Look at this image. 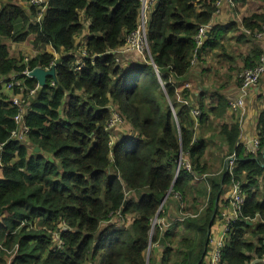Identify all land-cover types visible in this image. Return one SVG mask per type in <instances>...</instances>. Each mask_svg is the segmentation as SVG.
<instances>
[{
	"label": "trees",
	"instance_id": "16d2710c",
	"mask_svg": "<svg viewBox=\"0 0 264 264\" xmlns=\"http://www.w3.org/2000/svg\"><path fill=\"white\" fill-rule=\"evenodd\" d=\"M0 1L5 3L0 5V79L16 73L34 89L38 81L23 75L27 68L56 70L32 97L27 113L21 111L24 105H10L0 92V144L5 143L0 246H17L12 264H154L153 250L149 256L148 250L155 243L163 249L161 264H204L222 185L234 179L243 182L244 219L234 224L221 264H264V225L255 241L245 234V218L264 217V201L253 191L264 175V112L256 155L242 158L238 148L233 175L227 167L225 174L210 180L209 206L197 219L185 221V235L176 241L174 230L151 234L152 220L167 195L192 197L193 175L179 166L181 155L188 153L197 172L207 169L200 162L204 143L193 142L191 108L178 102L176 88L190 72L195 37L217 11L216 0H159L149 21L153 63L129 70L118 65L113 52L124 48L127 35L137 28L140 0H48L40 23V7L24 9L16 0ZM81 11L91 23L87 56L77 70L74 49L83 30ZM31 34L36 49L50 44L67 55L55 60L43 53L20 64L23 59L11 57L4 42H25ZM16 89L12 91L18 94ZM24 98L30 99L26 92ZM199 108L198 121L206 123L208 109L204 103ZM17 114L30 128V147L11 139ZM115 115L122 121L111 126ZM123 123L136 135H117ZM114 134L120 136L118 142ZM222 134L232 145L238 130L223 128ZM199 196H206L205 190ZM117 213L131 217L128 226L110 222ZM8 256L0 248V264H7Z\"/></svg>",
	"mask_w": 264,
	"mask_h": 264
},
{
	"label": "crops",
	"instance_id": "0c3cea01",
	"mask_svg": "<svg viewBox=\"0 0 264 264\" xmlns=\"http://www.w3.org/2000/svg\"><path fill=\"white\" fill-rule=\"evenodd\" d=\"M16 1L24 9H29L31 5L30 0ZM158 2L155 4L153 11ZM47 8L48 6L45 10L40 11L41 19H43ZM256 16H262L263 20H255ZM80 20L83 24V30L75 38L74 49L77 64L83 62L84 57L87 56L86 43L90 37L89 27L91 23L84 11L80 12ZM210 22H212L213 29L207 47L203 51H201V48H195L190 72L178 81L176 88L178 102L183 104V101H188L190 103L191 114L192 109H198L201 103H204L208 109L207 121L203 124L199 123L198 117H194L192 114L194 119L193 142L195 144L204 143L205 153L200 162L207 169L205 172H201V170L197 172L188 153L184 154L183 158L190 163L191 170H188L185 166L183 168L193 175L192 197H184L182 201L170 197L175 200V204L168 197L169 199L167 198L163 204V211L161 213V217L165 219L167 226L161 229L158 226H154L153 222L151 223V232L153 231L154 234L158 232L164 234L167 230H174L177 234L175 237L176 241L185 235V221L187 219H197L208 208L212 191L210 180L227 172V156L231 153L238 155V148L241 147L242 158L252 155L254 158L259 150H255L253 140L259 138L260 118L264 112V78L257 86L250 90V94L245 101V109L234 111L231 108V103L236 100L240 92L239 73L245 68L254 67L260 61L261 56H264V36L258 38L254 35L264 24V0H226L221 4L218 11L212 14ZM247 22L253 27L248 26ZM246 30H251L253 34L251 36L247 35ZM34 39L35 35L31 34L25 42L14 43L9 40L4 43L7 44L8 48L10 45L18 47L20 52L23 50L33 52V55L29 57L22 56L19 58L20 54L13 56L9 48L11 57L18 58L19 60L23 59V62L20 63L22 65L27 64L37 55L43 53L53 54L55 60L62 55H67V52L63 50L57 52L50 44L41 45L39 49H36L33 45ZM210 44H214L215 46L210 48L208 47ZM113 53L116 54L118 65L123 70H129L140 66V64L152 62V59H149L150 57L148 56L144 57L137 52H125L123 48L116 49ZM14 75L16 73L6 79ZM0 92L8 96L6 102L12 106H15L13 104L15 96L25 100L24 113H27L31 109L34 99L27 100L23 94H16L4 86H0ZM184 96L186 97L184 98ZM233 127L238 130V136L234 140V144L231 145L222 134V131L223 128L231 129ZM115 132L117 135L123 132L127 138L136 135L133 128L126 123L119 126ZM117 135L114 134V142L119 141L121 135ZM24 142L30 147L27 139ZM262 153L264 154V148ZM262 166L264 167V164ZM0 177L3 178V165H0ZM222 186V193L219 195L216 203L217 213L213 215V224L210 226L207 234V264L210 262L208 260L209 251H212L216 245L215 242H211V239L215 241L221 239L226 221L229 217L233 216L230 197L233 186L231 184ZM201 190H205L206 196H199V191ZM253 191L257 193L261 201H264V175L258 179V184ZM246 221L248 225L245 230L247 240L250 242L257 240L259 238L258 228L264 225V217L257 214L254 218L247 219ZM150 249L151 251L153 250L152 258L154 264H161L162 247L158 243L152 244V247L150 245L149 254ZM9 256L7 264H12L14 257Z\"/></svg>",
	"mask_w": 264,
	"mask_h": 264
},
{
	"label": "built area",
	"instance_id": "2783aa9c",
	"mask_svg": "<svg viewBox=\"0 0 264 264\" xmlns=\"http://www.w3.org/2000/svg\"><path fill=\"white\" fill-rule=\"evenodd\" d=\"M141 1V9H140V21L137 26V28L127 35L126 37V45L123 48L125 52H137L138 54L146 57H151V50H150V44H149V21H150V14L152 13L155 4L159 0H140ZM226 0H216L217 5V11L220 8L221 4ZM230 1V0H228ZM30 4L34 6L40 7L41 10H45L48 6V0H30ZM216 11V12H217ZM41 15L39 14V17L37 21L41 22ZM213 29L212 22L202 24L199 27V31L195 37L196 40V46L197 49L202 48L206 40L209 38L210 31ZM247 35L251 36L253 32L251 30L245 31ZM258 38H262L264 36V24L262 25L260 30H257L254 34ZM83 67V63H79L77 70H80ZM53 68V66L47 68V70H50ZM32 70H27L23 72V75L25 77H30V73ZM31 78V77H30ZM264 78V56H261L260 61L254 66V67H248L242 70L239 73V79H240V86H239V95L236 98L234 102L231 103V108L234 111H238L241 109H245V101L248 95L250 94V90L257 86L262 79ZM24 77L19 78V75L16 74L13 77L9 79H0V85L4 86L8 90H16L19 91L18 94H23L26 92L30 99H32L33 96L36 95L37 90L39 87H41L39 84L34 89H29L26 87L24 83ZM54 85L55 83L52 82ZM29 99V100H30ZM183 104L190 106V103L188 101H183ZM13 104L17 105L19 107L26 104L25 100L22 98L15 96L13 98ZM23 112V110H21ZM192 114L194 117H198L200 114V111L197 108L192 109ZM16 123V128L11 133V139L14 140H25L29 133L30 128L23 124L24 119L22 118L21 114H17L14 118ZM121 118L118 115H115L114 120L111 123V126H115L117 123L121 122ZM253 144L255 147V150H258L260 148V140L259 138H255L253 140ZM5 143L0 144V165H3L2 159H3V153H4ZM183 154L180 157L179 160V166L183 167L185 166L188 170H191V165L188 161L184 160ZM237 164V155L236 153H231L227 156V167L228 171L231 175H233L234 168ZM1 178V177H0ZM231 185L233 186L230 197H231V207L233 210V216L229 217L226 221L223 236L220 240L215 241L211 239V242H215L216 245L212 251H209V264H221L222 259V251L227 244L228 240L230 239V235L233 229L234 224L239 221L240 219H244L243 217V209L246 202V196L244 193L243 183L240 181H236L235 179L232 181ZM175 199L182 201V196L180 193H175L174 196ZM163 206V205H162ZM162 211V208H160L158 214L155 216V218L152 220L154 226H158L161 229H163L165 226H167V222L164 218L160 216V212ZM120 215V213L116 214ZM1 215H0V222H1ZM246 220L249 219L248 217L245 218ZM2 250L7 252L8 255L14 256L17 252V246L13 248L12 250H7L3 244L2 247L0 246ZM253 262V261H252ZM251 262V263H252Z\"/></svg>",
	"mask_w": 264,
	"mask_h": 264
},
{
	"label": "rangeland",
	"instance_id": "374dc122",
	"mask_svg": "<svg viewBox=\"0 0 264 264\" xmlns=\"http://www.w3.org/2000/svg\"><path fill=\"white\" fill-rule=\"evenodd\" d=\"M4 3V1H0V5H2ZM5 4V3H4ZM24 5V4H23ZM25 6V5H24ZM10 50H11V52H12V55L13 56H15V55H17V54H20L19 55V58L20 57H22V56H27V57H29V56H31V55H33V52H28V51H26V50H23V51H19L18 50V47H14V45H10ZM18 59V58H17ZM123 128H124V125H123ZM122 128V129H123ZM126 131H128L127 129H125ZM171 199V198H170ZM173 202H174V204H175V200H173V199H171ZM162 208V207H161ZM118 214V213H117ZM161 216V215H160ZM127 218V219H126ZM130 221H131V217H124V216H121V214L120 215H116V214H114V216L112 217V219H111V223H116V224H118L119 226H128L129 225V223H130ZM151 234L152 235H154V233H153V231L151 232ZM148 256H149V251H148ZM204 264H207V258H206V260L204 261Z\"/></svg>",
	"mask_w": 264,
	"mask_h": 264
},
{
	"label": "water",
	"instance_id": "95a60500",
	"mask_svg": "<svg viewBox=\"0 0 264 264\" xmlns=\"http://www.w3.org/2000/svg\"><path fill=\"white\" fill-rule=\"evenodd\" d=\"M55 76H56L55 68H51L50 70L43 69V68H36L32 70L30 73V77L36 79L38 81V84L41 87H45L47 85L48 78L55 77ZM35 150L39 152L38 147H36ZM167 198H168V195L165 197L163 204L165 203ZM259 262H261V260H258V261L256 260L255 262H252L251 264H257Z\"/></svg>",
	"mask_w": 264,
	"mask_h": 264
}]
</instances>
